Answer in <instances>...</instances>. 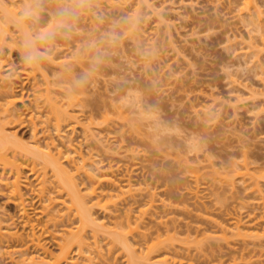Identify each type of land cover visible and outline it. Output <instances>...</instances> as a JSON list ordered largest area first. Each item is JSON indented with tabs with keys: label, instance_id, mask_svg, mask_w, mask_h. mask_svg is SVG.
Wrapping results in <instances>:
<instances>
[{
	"label": "rangeland",
	"instance_id": "obj_1",
	"mask_svg": "<svg viewBox=\"0 0 264 264\" xmlns=\"http://www.w3.org/2000/svg\"><path fill=\"white\" fill-rule=\"evenodd\" d=\"M71 1L33 0L26 21L32 27L48 23L52 13L59 18V35L52 36L58 47L55 52L59 59L70 61L74 77L62 74L68 82L65 79L58 83L63 77L59 74L55 85H65L63 91L73 88L72 96L80 99L73 107L67 106L66 99L63 102L64 98L57 97L62 93V88H57V106H67L72 116L69 124L62 123L65 128L61 134L68 135V125L73 122L75 142L85 143L83 128H87L93 133L89 141L95 152L93 158L113 164L117 179L132 176L131 192L107 197L93 207L94 216L106 222L99 227L102 233L98 244L104 260L101 263L97 258L96 264H144L140 251L158 241L163 242L162 250L155 252L153 264H165L157 261L166 254L170 257L168 264H174L172 260L180 264H264V240L256 236L263 233L264 209L259 206L257 195L249 192L241 178H236L234 188L219 181L230 160H247L264 171V56L259 61L249 56L261 48L264 14L261 21L250 18L240 11V0H121L125 3L120 1V6L115 7L108 0H89L90 16L85 18L80 2L71 8ZM136 7L144 29L141 41L130 33V17ZM38 27L32 30L36 32ZM11 29L15 33V27ZM37 40L40 49L46 50L44 40ZM251 41L255 45L249 53H242ZM7 54L17 67L12 79L16 82L14 91L19 96L23 93L25 101L17 103L22 115L7 127L6 133H17L12 141L26 143L32 137L30 108H26L35 98L32 92L38 86L33 83L41 76L36 72V78H26L27 72L33 71L25 67L18 48ZM7 78L4 83L0 80V89L8 92L12 90L5 84ZM39 81L42 83V78ZM37 102L40 106L46 104L43 96ZM47 108L41 107L43 117L34 115L42 141L44 134L58 136L54 134L53 119L49 121H53L52 125L48 123L49 130L46 122H40L50 113ZM55 138L58 142L59 138ZM83 147L87 149L85 144ZM47 175L51 188L47 192L58 205L45 214H40L45 201L41 203L44 198H37L38 182L30 174V167L24 169L21 183L28 215L38 227L35 231L57 255L58 244L50 231L59 237L68 227L64 224L55 231L54 224L72 222L78 216L61 204L59 197L64 195L58 193L51 173ZM76 176L78 188L85 194L89 181L82 174ZM102 183L105 193L114 191L110 180ZM150 197L154 201L148 203ZM9 198L7 185L0 184L2 223L17 226L27 240L31 237V227L24 226L27 217L22 215L21 205ZM128 207L132 220L143 221L138 227L132 222L134 231L126 236L132 244L134 239L138 241L133 246L136 251H126L120 243L110 249L108 241L116 235L114 224L125 220ZM58 212L65 213V217L47 221ZM235 216L253 226L242 230L244 236L232 232ZM217 224L229 228L226 238L221 237ZM88 230L87 239L91 241ZM121 230L128 231L126 227ZM5 244L0 248V263L11 264ZM19 247H11L15 256L19 254L13 251H20ZM71 258L82 260L77 246L72 249Z\"/></svg>",
	"mask_w": 264,
	"mask_h": 264
},
{
	"label": "bare ground",
	"instance_id": "obj_2",
	"mask_svg": "<svg viewBox=\"0 0 264 264\" xmlns=\"http://www.w3.org/2000/svg\"><path fill=\"white\" fill-rule=\"evenodd\" d=\"M72 1L70 3L71 8H74L73 6L78 5L77 3L80 2L79 6L81 4L82 11L84 9L85 12L82 13L83 14L82 16H84L85 18L90 16L89 15L90 10L88 8V5L91 0L90 1L72 0ZM108 1L109 4L115 7L118 6L121 0H119L118 2H114L117 0H113V1L108 0ZM261 1L263 2V0H240L241 2L240 11L242 10L243 13L246 12L250 18L254 17L261 21L264 14V8H263L264 4H261L262 3ZM17 2H18L17 0H0V80L2 83H4V81H6L5 78L8 77L7 78L8 83L5 84L9 86L10 90H12L7 92V91H2L0 89V168L2 169V171H0V184L7 185L9 190V196L11 197V199L10 198L9 199L15 202L16 205L17 204L21 205L22 215L27 217L24 226L28 225L29 228L31 227L30 229L31 237L29 236V239L25 240L22 236V233L19 232L17 226H11L10 224L4 225L2 223L3 218H0V248L3 247L4 243H6L5 245L8 247L10 251L8 258L11 264H63L65 262L66 264L69 263L96 264L97 258L98 261L100 260L102 263L104 260L103 259L104 253L103 250H101V248L98 247L100 246L98 245L100 244L99 237L100 234L102 233V229H100L99 227L101 228L104 227L106 225V222H103L104 219L99 220L100 218L94 216V213L92 212L93 207L96 204H100L102 200L107 197L110 198H113L114 196L122 197L126 193L131 192L132 186L134 184L132 180V176L128 174L124 178L117 179L118 177L116 176V174L114 173L115 171L113 170V164L106 163L107 164L106 165L103 159L93 158L95 152L93 153L91 151L90 148L91 143L89 142L90 138L93 137V133H89L87 128H83V134H84L83 136L85 138V140L83 141L85 143L75 142L73 136L76 131L75 130L76 125L73 122L70 123V125H68L67 128V130L69 129L70 132L68 134L69 136L65 134L68 136L67 137L68 139L66 138L65 135L63 136L61 134V132L63 131L62 128H65L62 127L63 125L62 123L64 122L66 123L68 121L67 124H69V121H72L71 119L72 116L71 115L69 116L70 110H68L67 106L73 107L75 104H77V100L80 99L78 98V96L77 97L72 96V94L75 95L74 92L72 91L73 88H67L64 89L66 91H63V87L65 88V85L57 86L58 89L60 87V90L62 88L61 91L62 93H60V95L58 94L59 96H57L56 94L58 92L56 85L58 83L65 82L73 74V69L71 65L70 64H69L70 66L68 65L70 61L67 62L66 60H63L64 58L59 59L61 58L60 55L58 56V54H56L55 52V50H57L58 47L54 43V37L59 35V34L57 35L58 24H56V19L58 20L59 18H56L55 14L52 13L50 14V16L48 15V18L50 19L48 23L44 22L46 24H43V22H41L40 24L37 23L36 26L31 27L28 25L26 20L28 19L27 17L29 15V10L33 9L32 8L34 5L32 3L33 0H24L23 1L24 3L18 2L20 4H17ZM121 3H125V2L121 1L120 4ZM137 9L138 7H136L133 14H131L129 26L131 28L130 33L132 34V37L136 38L138 41H141L142 40L141 34L144 29L141 28L142 21L140 19V16L138 15L139 10ZM38 25H40V27H38L37 31L35 32L34 30H36V27ZM11 26L15 27L14 30L15 33L11 31L12 30ZM33 27H35V29ZM52 36L54 37L52 38ZM37 39H40V42H42L41 40H44L45 44L43 45L47 46V47L45 46L44 49L46 48L47 51L44 50L45 51L44 52L40 49L37 43L38 41ZM259 42L261 44V48L253 51L252 54L249 55L252 56L251 58L257 57L258 61L260 60L262 55L264 56V33L260 35ZM250 43L248 44L249 46H246L247 50L244 52L241 51L242 53H249L250 51L249 49L255 45L254 42H252L251 44ZM15 48L19 49L20 55L25 59L24 60L26 64L25 67L27 69L29 67V69L33 71L32 73H30L31 71L27 72L26 78L27 79L33 78L34 76L37 75L36 72L40 74L43 84L39 81L41 80V78L37 79L35 81L36 83L33 84H35L36 87L38 86L37 93L40 94L42 92L40 97L43 96L44 101L47 104L40 106V104L37 102V99L40 97H38V94L35 93L37 91V88L34 89L32 93L35 94V98L34 100H32L30 104L31 106L29 107L27 106V108L25 107L26 110L30 108L29 120H30V124L32 125L31 141L26 143L21 142L20 140L12 141V140H16V138L14 139V137H17V133H13L12 135L6 133L7 127L11 123L15 122L17 117L22 115V113L19 112V110L17 109V103L18 102L24 103L25 101L23 93H21V95L19 96L17 95L18 93L14 91L16 87L15 85L16 82H14L12 79H14L15 77L13 76V73L16 74L17 67L15 66L11 56H8L7 54L8 52L13 51ZM47 48H49V50ZM22 70L23 69H20V71ZM59 74L61 75L63 74L68 78L67 79L65 78L66 79L65 80L64 76L62 75L63 76V77L61 76L62 80L58 79L60 82L57 81L58 83L56 84L57 79H55V77L56 76L58 77ZM11 75L13 76V78L10 79ZM73 77L74 76L72 75V79ZM39 82L45 87L41 88L40 86L42 85H40ZM39 88L42 89L43 91L39 90ZM31 90L33 89L31 88ZM53 93L56 95H54ZM55 96L57 97L61 96L62 98H64L62 99L63 102H66L65 99L67 100V106H65L67 109L64 107L62 108L61 105H58L61 107L57 106L59 100ZM42 106L44 108L45 107L47 108L49 106L48 107L49 109L47 108V110L50 113L47 116L44 115L45 116L44 119L40 118L41 120L44 121L43 122L40 120V122L41 123L46 122L47 126H49L50 124L51 125L53 124V121L49 122L53 119L55 122L53 124L54 125L53 128L55 130L54 134L58 135L55 136L52 133L50 134L48 133L49 135L44 134L45 141H42L40 138L41 136H39V130H38L39 128L37 127L38 122L36 123L35 120V116L43 117L44 111L41 109ZM207 107L208 106L205 107L204 112L206 111V109L207 110L209 109ZM208 111L205 112L204 114L205 116H207V113H209ZM48 123L50 124L48 125ZM46 129L49 130L50 126L47 127ZM45 131L47 132V130ZM54 136L59 138L58 142H56L57 138H55ZM64 137L67 139L66 141H64L65 139ZM83 144H85V146L87 147L86 150L84 149ZM23 152H25V155ZM9 154L11 156H9ZM65 162H67V164ZM228 164H227L228 167L224 166L225 173L223 172L224 173L223 175L222 173H220L222 176H220L219 181H221L222 184L224 182V184H227V186L234 188L235 181L237 180L236 178L237 177L241 178L242 182L245 183V187L249 190V192L257 195L258 198L257 202L259 206H261V208L264 209V195L262 194V184H264V171L259 170L261 168H259L258 166H252L251 165L252 163L247 160H245L244 162L230 160V162L228 161ZM28 167H30V174L34 175V179L38 182L37 198L39 197L38 198L39 200L42 199V197L44 198L43 200L40 201L41 203L42 201L43 202L45 201L44 202L45 205L42 206L43 208L41 207L42 208L41 211L38 210L40 211V214L48 213L51 209H54L55 204L58 205L57 204L58 202L55 201V199H53V197L49 194L51 188L48 187L49 177H47L48 176L47 174L50 172L53 181L54 183H56V187L58 188V193H60V195L61 193H63L62 195H64L63 198L59 197L61 199L60 201L61 204H63L64 206L66 205L71 212H75L78 216V218H76L75 221L64 222L61 225L54 224L55 231L60 230L62 227H64V224H66L67 225L66 227H68L65 230H63L62 234L59 237L55 235L52 231H50V234L52 235L53 239L58 244L57 247L59 253L57 255L51 252L48 246L42 241L43 237L42 236L40 237V234L37 235V232L35 231V227L36 228L38 227L36 226L32 218H30V216L28 215V210H27L28 204L25 203V193L23 192L22 183H21L22 173L24 169ZM6 170L7 172H9L8 175ZM79 174L84 175L85 179L89 181L88 183L89 188L87 189L88 192H86L85 194L81 193L80 188H78L79 183H76L77 181L76 177H78L76 175ZM104 180L111 181V184L108 185L112 188V190H114L113 192L105 193L103 191V189L105 188L104 187L105 184H103L102 182ZM222 184L221 186L224 185ZM108 185H106V187ZM100 188H102V191L100 190ZM48 190L49 192H47ZM45 192H47L49 195H46ZM195 193L196 192H194V194ZM151 196H153V194H151ZM92 200L93 201L96 200V201L90 204V201ZM150 201H154L153 197H150L148 203ZM65 208L66 207H64V209ZM130 208L131 207H128L127 208L128 210H126L124 214L125 215L124 221L115 222L113 231L116 235L111 237V239H109L108 244L110 243L111 246L108 248L111 249L115 243H120L122 247L126 249V251L127 250L136 251L135 247L133 246H135L136 243H138V241L134 239L135 244H132L131 241L129 240L130 238L127 237L128 234L134 231L132 228V222H134L136 224V227H138L141 225L143 221L140 222L138 220H132L133 218L132 215L130 214L131 212H129L131 211ZM59 212L55 214L57 216H55L53 213L50 220L47 221L52 222L51 219L54 220L57 217L64 218L66 214ZM56 221H60V220L57 219ZM48 222L46 223V225L48 224ZM58 224H60V222ZM231 224L233 228L232 232L239 236L245 235L242 232L244 228L246 227L253 228V226L245 225L243 218L241 216H235ZM123 227H126L128 231L127 232L122 231L121 228ZM217 227L223 233L221 237L226 238V234L229 233V228L221 224H217ZM88 229H90L92 233L91 241H88L87 239L88 238L87 233L89 232ZM262 231H263L262 234H258V233L256 234L257 238H259L260 240L262 239L264 240V227H262ZM87 241L90 243H87ZM162 243H163L162 241H158L152 245H148V247H145L146 249L143 248L140 251V256L143 259L144 264H153L151 263V260L155 252L157 254V252L159 253L160 250H162L160 249L161 248L160 245ZM12 246H16V247L20 246L19 249L22 248L20 251H13L15 253L18 252L19 255L15 256L14 253L11 252V250H13V248L11 249ZM30 246H32L33 250H30L31 248ZM75 246H77L78 251L80 253V257H82L81 261L73 260V258H71L72 249ZM94 248L96 250H93ZM169 259H170L169 255L166 254L161 259L158 258L157 262H163L165 264H168ZM172 262L175 264L177 260H172L171 263ZM104 263L106 262L104 261Z\"/></svg>",
	"mask_w": 264,
	"mask_h": 264
}]
</instances>
